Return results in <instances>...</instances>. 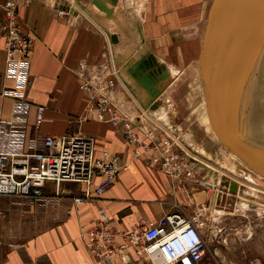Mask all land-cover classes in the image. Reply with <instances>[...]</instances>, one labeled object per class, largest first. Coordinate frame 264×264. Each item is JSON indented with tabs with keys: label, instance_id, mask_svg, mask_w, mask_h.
<instances>
[{
	"label": "crops",
	"instance_id": "1",
	"mask_svg": "<svg viewBox=\"0 0 264 264\" xmlns=\"http://www.w3.org/2000/svg\"><path fill=\"white\" fill-rule=\"evenodd\" d=\"M140 1L96 0L111 11L106 15L92 0H76L79 10L59 15L61 6L70 5L65 0H16L18 25L31 37L32 53L29 60L7 62L0 39V116L3 120L21 118L14 121L15 126L3 129L0 150L31 154L42 149L45 137L80 132L94 139L97 157L103 151L117 155L121 168L111 189L81 203L75 199L82 197L87 188L71 182H62L58 187L46 182L39 200L0 196V264H152L133 247L110 262L88 253L85 232L97 226L101 211L108 218V227L118 234L113 245L118 248L124 243L122 236L139 229L142 221L157 222L174 212L191 214L201 210L207 224L201 234L210 241V250L200 264H211L209 257L226 262L228 254L231 256L232 237L239 238L243 227L240 230L238 225L230 224L227 214L231 213L224 208L233 202L236 206L239 196L230 194L223 184L229 175L220 172L214 176L210 171V152L208 156L198 152L204 157L200 158L189 148L186 153L195 177L178 182L135 158V149L124 141L120 130L106 123L81 120L86 96L80 84L103 69L107 43L119 71L109 96L133 117L141 112L157 117L163 112L165 96H159L157 109H149L147 90L128 73L132 64L153 54L158 66L175 69L180 66L178 61H191L188 56L196 46L200 52L211 0H146L144 5ZM104 31H112L110 39ZM16 105H24L26 110L16 114ZM38 106L45 107V111L40 127L35 129ZM170 123L174 126L172 120ZM212 178L218 184L207 185ZM97 184L94 179L91 192ZM216 212L220 213L217 217ZM255 213L259 218L255 230L252 218L243 229L246 240L255 235L249 246L263 262V210L256 206ZM215 228L217 237L213 234ZM222 236L224 244L220 243Z\"/></svg>",
	"mask_w": 264,
	"mask_h": 264
},
{
	"label": "built area",
	"instance_id": "2",
	"mask_svg": "<svg viewBox=\"0 0 264 264\" xmlns=\"http://www.w3.org/2000/svg\"><path fill=\"white\" fill-rule=\"evenodd\" d=\"M16 0H0V39L3 40L6 61L29 60L32 39L21 32L18 25ZM69 12L59 10V15ZM105 53L106 63L100 73L84 78L80 90L86 96L85 113L81 120L106 123L120 130L124 141L135 149L134 157L158 169L178 182L195 177L193 167L182 143L175 134L151 115L144 112L136 117L126 114L110 98L116 86L119 71L112 58L109 43ZM26 110L16 105V114ZM45 107L38 106L35 129L44 118ZM13 120L0 116V138L5 127L15 126ZM119 157L103 151L95 155L94 139L80 132L61 137H45L42 149L31 154L0 150V196L28 197L39 200L46 182L58 187L62 182L81 183L86 192L75 202L99 198L111 189L117 180ZM98 180L93 192L90 186ZM207 226L203 212L191 214L183 211L167 214L157 222H141L139 229L123 237L124 243L115 248L117 233L108 227L105 212L99 213L95 228L85 232L88 253L100 261L110 262L127 248L133 247L138 255L152 260L159 256L166 264H200L210 249V241L201 234Z\"/></svg>",
	"mask_w": 264,
	"mask_h": 264
},
{
	"label": "water",
	"instance_id": "3",
	"mask_svg": "<svg viewBox=\"0 0 264 264\" xmlns=\"http://www.w3.org/2000/svg\"><path fill=\"white\" fill-rule=\"evenodd\" d=\"M92 3L110 14L106 6L96 0ZM61 9L73 12L71 6ZM263 53L264 0H211L203 28L199 74L227 145L251 172L264 178V135L257 132L248 112L249 92ZM128 73L147 90L149 109H157L161 90L156 86L168 75L166 68L158 66L150 54L132 64ZM166 128L175 134L176 127ZM223 184L230 194L238 193L236 180L225 178Z\"/></svg>",
	"mask_w": 264,
	"mask_h": 264
},
{
	"label": "rangeland",
	"instance_id": "4",
	"mask_svg": "<svg viewBox=\"0 0 264 264\" xmlns=\"http://www.w3.org/2000/svg\"><path fill=\"white\" fill-rule=\"evenodd\" d=\"M65 1L70 4L69 6L73 7V13L79 10L75 4L76 0ZM82 10L84 11V13H86V10L84 8ZM104 32L107 38L110 39L109 33L112 31ZM202 38L200 40V52L197 53L196 46L195 51H192V53L188 56L191 61L188 62L185 59L183 63L181 62L182 66L178 61L180 66L175 69L169 66L167 67L166 70L168 75L159 82V85H157L158 88L160 87L159 89L161 90L163 96H165L164 109L160 115L154 118L165 126H171L170 122L172 120L174 127H177L175 130V135L182 143L183 147L187 149H185V151L190 150L189 148H193L194 151H196L195 156H198L200 158H204L200 154L208 156L210 152V156L212 158V163L214 166L209 164V167H219L218 173L224 172L226 175H229L228 177L230 179L239 181V191L237 193V195L239 196V200L237 201L236 206L234 202L232 204L230 203L228 206L226 205L224 211L231 213L229 215L227 214V217L229 218L228 222H230V224H234V226L238 225V227H240V230L241 227L245 229V226H249V221L252 218L253 228L255 230L256 218L259 220L255 213L256 206L263 210V214L260 215L262 216L264 224V180L253 179V182L247 181V171L238 168V160L231 156V154L229 153L230 150L228 148H224V144L222 143L223 139H221L222 136L219 134V126L216 122V114L214 110L206 106L205 102H203V97H205L206 94L205 87L199 75L198 66V60L203 44ZM198 83H200L201 86H197ZM193 91L194 93H196L195 95L193 94ZM248 98L249 103H251L248 104L249 111L251 112L252 116L259 123H261V115L262 117H264V53L257 72V76L255 78L254 85L249 92ZM259 113H261V115ZM260 134L264 135V132L263 134ZM202 144H204L205 148L201 146ZM211 168L210 171L212 172L213 169ZM219 175L220 174H218V176ZM212 183L213 182L210 181V183L207 185H211ZM243 200H245L248 205L245 206V204L242 202ZM218 214L220 213L216 212L215 217H217ZM243 228L241 231L239 230L240 232H238L241 233V235H239V238L232 237V254L231 256H229L228 254V257L226 259L227 261L223 262L221 260L209 257V262L211 264H264V261L262 262L260 260L261 255L258 254L257 257L255 249H251V247L249 246L252 240L255 241V235L252 240H246L244 234L245 230ZM232 229H234V227H232ZM213 234L217 237V228L213 230ZM223 240L224 239L222 236L220 239L221 244H224ZM220 251H223V248H221ZM216 253L219 254V251L216 250ZM247 253L250 254L247 255ZM152 264L166 263L162 260V258L156 256L152 258Z\"/></svg>",
	"mask_w": 264,
	"mask_h": 264
},
{
	"label": "bare ground",
	"instance_id": "5",
	"mask_svg": "<svg viewBox=\"0 0 264 264\" xmlns=\"http://www.w3.org/2000/svg\"><path fill=\"white\" fill-rule=\"evenodd\" d=\"M140 1V0H139ZM146 0H141L140 2L141 3H143V2H145ZM148 1V0H147ZM143 5H144V3H143ZM137 10V9H136ZM140 11V10H139ZM141 19V18H140ZM137 20V19H136ZM135 20V21H136ZM142 20V19H141ZM140 20V21H141ZM113 23V22H112ZM203 39V38H202ZM203 41V40H202ZM200 57V56H199ZM198 64H199V60H198ZM169 69H171V68H169ZM200 75V74H199ZM201 77V76H200ZM201 81H202V83H203V85H204V87H205V84H204V82H203V79L201 78ZM201 83V82H200ZM200 83H198L197 84V86H201V84ZM194 90V89H193ZM189 94V93H188ZM193 94L195 95L196 93H194V91H193ZM185 96V95H184ZM183 96V97H184ZM203 102H205V104H206V106H208L209 108H211L212 109V107H211V105L209 104V101L207 100V97H206V95H205V97H203ZM248 104H251V103H249V98H248ZM213 110V109H212ZM248 112H249V114H250V117H251V120H252V123H253V126L255 127V129L257 130V132L258 133H262L263 134V132H264V117H262V115H261V113H259L260 115H261V123H259L253 116H252V114H251V112L249 111V107H248ZM258 112H259V109H258ZM216 122H217V124H218V126H219V123H218V120H217V116H216ZM219 129V134L222 136V133H221V130H220V127L218 128ZM263 131V132H262ZM220 136V137H221ZM221 139H223V144H224V148L226 147V149L228 148L230 151H231V149L229 148V146L227 145V143H226V141L224 140V138H223V136L221 137ZM211 142V141H210ZM215 148V147H214ZM216 149V148H215ZM218 151V150H217ZM229 151V153L231 154V156L233 157V158H236L237 160H238V168H241V169H243V170H245V171H247V181H249V182H253V179H263L264 180V178L263 177H260V176H258V175H255L253 172H251L248 168H247V166L244 164V163H242L236 156H235V154L231 151L230 152ZM213 154H214V152H213ZM219 154V153H218ZM214 156V155H213ZM216 156H218V155H216ZM218 160V159H217ZM215 162V161H214ZM213 167V166H212ZM211 168V167H210ZM211 169H213L212 170V174L214 175V176H216V175H218V174H221V173H218L219 172V167H214V168H211ZM224 169V168H223ZM213 176V177H214ZM214 178H212V180H210V181H212L213 183L212 184H216L217 183V181H214L213 180ZM230 179V178H229ZM233 180V179H232ZM238 183H239V181H237ZM239 191V190H238ZM244 204H245V206L246 205H248V203L245 201V200H243L242 201ZM244 209V208H243ZM230 213V212H229ZM225 214V213H224Z\"/></svg>",
	"mask_w": 264,
	"mask_h": 264
}]
</instances>
